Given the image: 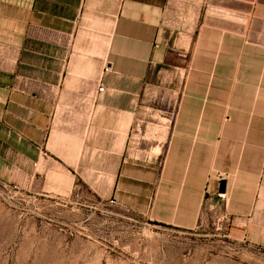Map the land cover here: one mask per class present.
<instances>
[{
    "label": "crops",
    "instance_id": "0c3cea01",
    "mask_svg": "<svg viewBox=\"0 0 264 264\" xmlns=\"http://www.w3.org/2000/svg\"><path fill=\"white\" fill-rule=\"evenodd\" d=\"M0 179L264 251V0H0Z\"/></svg>",
    "mask_w": 264,
    "mask_h": 264
},
{
    "label": "rangeland",
    "instance_id": "374dc122",
    "mask_svg": "<svg viewBox=\"0 0 264 264\" xmlns=\"http://www.w3.org/2000/svg\"><path fill=\"white\" fill-rule=\"evenodd\" d=\"M191 231L157 226L78 183L66 194L25 192L0 179V264H264L230 237L218 211Z\"/></svg>",
    "mask_w": 264,
    "mask_h": 264
},
{
    "label": "water",
    "instance_id": "95a60500",
    "mask_svg": "<svg viewBox=\"0 0 264 264\" xmlns=\"http://www.w3.org/2000/svg\"><path fill=\"white\" fill-rule=\"evenodd\" d=\"M224 185H225V183L223 181H221L219 183V188H218V193L219 194H222L224 192Z\"/></svg>",
    "mask_w": 264,
    "mask_h": 264
},
{
    "label": "built area",
    "instance_id": "2783aa9c",
    "mask_svg": "<svg viewBox=\"0 0 264 264\" xmlns=\"http://www.w3.org/2000/svg\"><path fill=\"white\" fill-rule=\"evenodd\" d=\"M97 92L98 93H103L104 92V87L103 86H99L98 88H97ZM219 196H223L222 194H219ZM110 202L111 203H114L112 200H110Z\"/></svg>",
    "mask_w": 264,
    "mask_h": 264
}]
</instances>
